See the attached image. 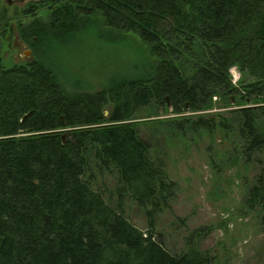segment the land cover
Returning a JSON list of instances; mask_svg holds the SVG:
<instances>
[{"label":"trees","instance_id":"1","mask_svg":"<svg viewBox=\"0 0 264 264\" xmlns=\"http://www.w3.org/2000/svg\"><path fill=\"white\" fill-rule=\"evenodd\" d=\"M26 15L18 29L34 59H0V264H224L194 233L180 253L156 237L176 195L164 151L232 132L262 162L245 207L264 210V0H28L13 14ZM86 24L137 39L140 74L64 86L48 54ZM233 105L232 117L219 111ZM109 174L107 194L97 183ZM128 199L147 232L126 216Z\"/></svg>","mask_w":264,"mask_h":264},{"label":"rangeland","instance_id":"2","mask_svg":"<svg viewBox=\"0 0 264 264\" xmlns=\"http://www.w3.org/2000/svg\"><path fill=\"white\" fill-rule=\"evenodd\" d=\"M27 2L6 3L10 22L8 26L0 24V59L6 66L34 59L18 29L19 20L29 22L34 17L13 16ZM52 44L56 51L48 55L57 78L73 92L98 90L113 75H139L146 61L137 39L107 36L105 29L96 24L63 33ZM236 107L227 106L219 111L232 117L231 109ZM149 113L140 112L146 116ZM164 153L170 177L176 183V195L157 216L156 237L168 250L180 253L194 233L202 249L216 254L224 264H264V210L259 207L249 211L244 203L248 185L262 165L258 155H242L243 145L238 137L225 130L212 138L207 135L187 143L175 141ZM97 187L108 194L112 176L105 175ZM124 209L130 221L147 232L144 209L131 199Z\"/></svg>","mask_w":264,"mask_h":264},{"label":"built area","instance_id":"3","mask_svg":"<svg viewBox=\"0 0 264 264\" xmlns=\"http://www.w3.org/2000/svg\"><path fill=\"white\" fill-rule=\"evenodd\" d=\"M230 71H231V73L233 74L234 82H237V80H238L239 77H240V73H239V71L237 70L236 67H232V68L230 69ZM215 98H216V97H215Z\"/></svg>","mask_w":264,"mask_h":264},{"label":"water","instance_id":"4","mask_svg":"<svg viewBox=\"0 0 264 264\" xmlns=\"http://www.w3.org/2000/svg\"><path fill=\"white\" fill-rule=\"evenodd\" d=\"M9 2H12L13 0H8ZM15 1H17V2H24V1H26V0H15Z\"/></svg>","mask_w":264,"mask_h":264}]
</instances>
